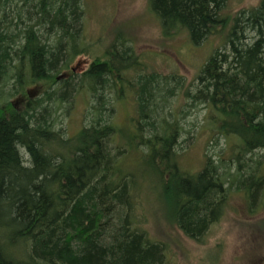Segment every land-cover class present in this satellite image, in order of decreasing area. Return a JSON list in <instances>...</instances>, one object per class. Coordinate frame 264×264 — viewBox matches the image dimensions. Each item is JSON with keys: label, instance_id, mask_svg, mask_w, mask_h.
Here are the masks:
<instances>
[{"label": "trees", "instance_id": "1", "mask_svg": "<svg viewBox=\"0 0 264 264\" xmlns=\"http://www.w3.org/2000/svg\"><path fill=\"white\" fill-rule=\"evenodd\" d=\"M84 1L0 0V264H173L145 226L147 182L163 218L197 242L234 192L248 194L251 211L258 196L264 206V0L234 15L222 14L228 0H149L165 34L185 32L194 45L223 34L192 81L147 67L121 34L75 72L92 48ZM77 97L89 109L71 135L63 116ZM128 101L139 112L127 130L145 160L140 182L125 165L132 148L116 140ZM189 108L206 110L202 125ZM204 131L210 147L232 139L229 154L206 153L186 171L177 149Z\"/></svg>", "mask_w": 264, "mask_h": 264}, {"label": "rangeland", "instance_id": "2", "mask_svg": "<svg viewBox=\"0 0 264 264\" xmlns=\"http://www.w3.org/2000/svg\"><path fill=\"white\" fill-rule=\"evenodd\" d=\"M259 2L260 0H228L222 14L234 15ZM84 4L83 37L92 44V48L90 54L81 55L72 63L71 67L75 72L84 71L94 59L102 57L112 42L111 39L121 34L133 42L137 54L143 58L147 67L164 73L178 72L192 81L207 57L222 41L221 31L212 34L199 45H194L185 32L172 31L165 34L159 19L150 9L149 0H85ZM43 86L37 87L36 94L42 93ZM76 99L77 104L63 116L64 125L69 128L71 135L86 122L85 114L89 109H86L87 105L85 107V101L81 97ZM184 105L185 100L180 98L173 103L172 108L180 113L185 108ZM190 109L191 122L202 125L206 110L197 112V109ZM138 116V110L130 101L121 103L115 117L116 124L122 129L133 130L132 119H137ZM204 128L205 126L201 127L202 131ZM130 130L119 133L116 140L120 144L124 143L125 147L132 148L125 165L133 168L139 177L147 169L143 167L145 160L139 152L133 151L135 145L131 140L128 141ZM204 132L198 133L193 142L190 140L189 145L185 142L177 149L179 164L186 171H199L204 165L206 153L219 154L224 149L225 155L229 154L228 146L232 139L218 137L219 143L210 147L211 134ZM128 142H131V146ZM151 185L152 183L147 182V193L139 197L145 214V226L155 239L169 244L173 264H264V206L260 204V196L255 210L251 211L248 205L252 200L248 194L244 191L234 192L222 219L212 225L202 242H197L163 218L161 199Z\"/></svg>", "mask_w": 264, "mask_h": 264}]
</instances>
